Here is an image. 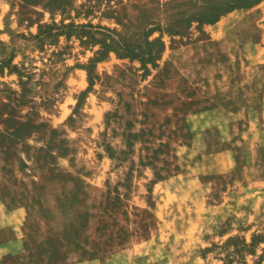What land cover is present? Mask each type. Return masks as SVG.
Instances as JSON below:
<instances>
[{
    "label": "rangeland",
    "instance_id": "rangeland-1",
    "mask_svg": "<svg viewBox=\"0 0 264 264\" xmlns=\"http://www.w3.org/2000/svg\"><path fill=\"white\" fill-rule=\"evenodd\" d=\"M204 2L0 0V264H264V0L95 61Z\"/></svg>",
    "mask_w": 264,
    "mask_h": 264
},
{
    "label": "trees",
    "instance_id": "trees-1",
    "mask_svg": "<svg viewBox=\"0 0 264 264\" xmlns=\"http://www.w3.org/2000/svg\"><path fill=\"white\" fill-rule=\"evenodd\" d=\"M263 0H205L202 5H199V9L193 13L185 15L183 12L170 17L167 21L162 20L154 21L152 25H145L141 28V36H123L120 35V39H116L113 36L110 37V41L107 39L102 40L103 50L101 55L96 58L95 61H99L106 56L109 51H116L121 57H129L131 59H138L142 65L147 66L152 64L157 66V60L161 57L166 48V43L163 40V36L151 37L154 32L168 33L171 35L183 34L189 30L193 22L198 23V27L203 24H215L222 16L230 13L235 9L252 8ZM87 66L89 73L91 74V65ZM92 82V79H91ZM92 85L84 91L88 92ZM81 101V100H80ZM80 101L78 105L80 104ZM264 239L263 235H254L251 243H247L246 240H241L239 237L230 238V243L233 244V250H229V253L240 257L244 247L252 248L258 242ZM249 250V249H248ZM260 264V263H255Z\"/></svg>",
    "mask_w": 264,
    "mask_h": 264
},
{
    "label": "crops",
    "instance_id": "crops-1",
    "mask_svg": "<svg viewBox=\"0 0 264 264\" xmlns=\"http://www.w3.org/2000/svg\"><path fill=\"white\" fill-rule=\"evenodd\" d=\"M227 169V168H226ZM15 212H16V210H15ZM16 214V213H15ZM15 214H8V215H4L3 217H7L8 218V216L10 217L11 216V218H14V216H15Z\"/></svg>",
    "mask_w": 264,
    "mask_h": 264
}]
</instances>
